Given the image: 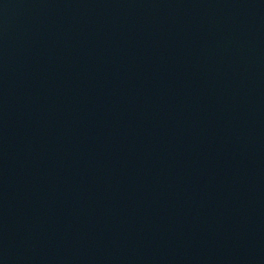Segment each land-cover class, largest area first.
Wrapping results in <instances>:
<instances>
[{"label":"water","instance_id":"95a60500","mask_svg":"<svg viewBox=\"0 0 264 264\" xmlns=\"http://www.w3.org/2000/svg\"><path fill=\"white\" fill-rule=\"evenodd\" d=\"M0 264H264V0H0Z\"/></svg>","mask_w":264,"mask_h":264}]
</instances>
